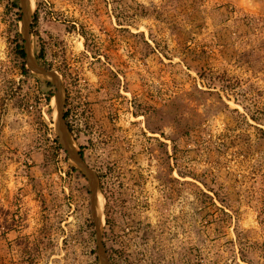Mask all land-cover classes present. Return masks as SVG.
<instances>
[{"label":"rangeland","instance_id":"374dc122","mask_svg":"<svg viewBox=\"0 0 264 264\" xmlns=\"http://www.w3.org/2000/svg\"><path fill=\"white\" fill-rule=\"evenodd\" d=\"M26 3L27 39L0 0V264H103L57 88L18 44L60 79L110 264H264V0Z\"/></svg>","mask_w":264,"mask_h":264},{"label":"water","instance_id":"95a60500","mask_svg":"<svg viewBox=\"0 0 264 264\" xmlns=\"http://www.w3.org/2000/svg\"><path fill=\"white\" fill-rule=\"evenodd\" d=\"M22 8L24 11V36L27 39L29 37V15H28V6L26 3V0H22ZM26 54H27V62H28V68L33 71L37 76L44 78L48 81H50L51 83H53L56 88H57V93L54 96L55 98V104H56V112H57V125H58V129L60 131L61 137H62V144L63 147L65 148V150H67V152L69 153V156L71 158V160L74 162V164H76V166L78 168H80L91 180L92 183V192H93V196H92V210L94 213V217L96 219V225H97V230H98V240H99V245L101 248L100 251V256L102 259L103 264H110L109 261L106 258V255L103 251V248L101 246L100 243V239H101V220H100V210L98 209V198L96 195V187L94 185L93 182V174L91 172V170L89 169L88 165L84 162V160L82 159V157L76 153L75 151H73L70 148V143H69V139H68V130H67V125L64 121V116H63V93H62V84L60 82V79L57 76V73L51 70H48L42 66H40L30 55L29 50H25Z\"/></svg>","mask_w":264,"mask_h":264},{"label":"trees","instance_id":"16d2710c","mask_svg":"<svg viewBox=\"0 0 264 264\" xmlns=\"http://www.w3.org/2000/svg\"><path fill=\"white\" fill-rule=\"evenodd\" d=\"M15 6H17L18 4H17V2L14 4ZM18 7V6H17ZM17 37L22 41L23 39H22V35L21 34H17ZM15 54L23 61V64H22V72L24 73V74H27L29 71H28V69L26 68V65H25V61H26V58H27V54H26V51H25V49H24V46L23 45H20V44H18L17 46H16V50H15ZM47 84L48 85H51V83L50 82H47ZM51 95H52V93H50L49 95H48V99H50V97H51ZM67 116H65V118H66Z\"/></svg>","mask_w":264,"mask_h":264},{"label":"bare ground","instance_id":"6f19581e","mask_svg":"<svg viewBox=\"0 0 264 264\" xmlns=\"http://www.w3.org/2000/svg\"><path fill=\"white\" fill-rule=\"evenodd\" d=\"M98 209L100 210L101 207H100V196L98 197Z\"/></svg>","mask_w":264,"mask_h":264}]
</instances>
